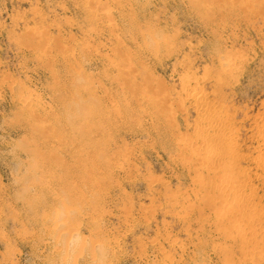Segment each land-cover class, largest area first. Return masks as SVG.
I'll use <instances>...</instances> for the list:
<instances>
[{"label": "rangeland", "instance_id": "obj_1", "mask_svg": "<svg viewBox=\"0 0 264 264\" xmlns=\"http://www.w3.org/2000/svg\"><path fill=\"white\" fill-rule=\"evenodd\" d=\"M262 4L0 0V264H264Z\"/></svg>", "mask_w": 264, "mask_h": 264}, {"label": "bare ground", "instance_id": "obj_2", "mask_svg": "<svg viewBox=\"0 0 264 264\" xmlns=\"http://www.w3.org/2000/svg\"><path fill=\"white\" fill-rule=\"evenodd\" d=\"M238 1V0H237ZM247 2H248V6L249 7H251L253 10L256 8V7H254L256 4H264V0H246ZM246 5V3H243V5ZM262 4V5H263ZM257 6V5H256ZM244 7V6H243ZM254 7V8H253ZM260 7V6H259ZM251 9V10H252ZM263 9H264V7H263ZM262 11V10H261ZM264 11V10H263ZM245 12V11H244ZM247 13H248V11H246ZM109 13V12H108ZM250 13V12H249ZM253 14H255L254 13V11L252 12ZM258 13H260V12H258ZM258 13H256L255 14V16L258 14ZM261 14V13H260ZM108 15H110V14H108ZM105 16H107V14L105 15ZM112 16V15H111ZM258 16V15H257ZM108 17V16H107ZM247 17H248V14H247ZM262 17H263V15H262ZM95 18V17H94ZM109 18V17H108ZM263 20V23H264V19H262ZM264 25V24H263ZM264 27V26H263ZM225 63V62H224ZM226 63H230V62H226ZM231 64V63H230ZM230 64H228V65H230ZM227 65V66H228ZM226 65H224V67H225ZM231 67H233L232 65H230ZM229 66V67H230ZM223 67V68H224ZM228 67V68H229ZM231 67H230V69H231ZM237 67V66H236ZM226 69H227V67H225ZM17 92V91H16ZM19 95V94H18ZM22 96V95H21ZM30 97V96H29ZM22 98V97H21ZM20 98V99H21ZM24 98V97H23ZM31 99H32V97H30ZM31 99H29V98H27V100L26 101H23L24 103L25 102H27V101H30V103H28V104H26L27 105V107H28V105L29 104H31V103H33L32 101H31ZM22 100H24V99H22ZM35 101V100H34ZM20 103V102H19ZM23 103V104H24ZM24 104V105H25ZM35 104V103H34ZM80 105V104H79ZM31 106V105H30ZM26 107V106H25ZM26 107V108H27ZM29 109H30V107H29ZM209 115V114H208ZM202 120H204V122L207 124V126L209 125V126H214L213 124H218V126H219V123H220V121L222 120L221 118H220V116H218V117H215V116H212V114L211 115H209V116H207L205 119L203 118ZM220 120V121H219ZM224 120V119H223ZM224 122V121H223ZM203 123V122H202ZM211 124V125H210ZM206 126V127H207ZM211 126V127H212ZM206 127H200V128H202V131H200L201 133H200V135H202L204 138H212V137H214V136H217V134H216V132H214L213 130L214 129H212L211 127L209 128L208 127V129L206 128ZM206 128V129H205ZM215 128V127H214ZM204 129V130H203ZM212 129V130H211ZM219 132V131H218ZM183 144H184V142H182ZM186 144H187V142H185ZM185 145V144H184ZM188 145V144H187ZM187 145H185L186 147V149L188 148L189 149V151H190V153L191 152H194L195 151V153H196V155H194V158H196L197 159V161L198 162H200L201 164L202 163H211V164H215V163H219V162H221L222 164L223 163H228L226 166L228 167V170H229V172H231L232 170V168L229 166V165H231V164H233V163H235L234 161H236V159H235V157H233V155L232 154H229V153H227V152H225L222 148H220L218 145H215V144H210L208 147H207V150H206V152H203V149H199V147H200V145H199V147L197 148V145H195V146H191V143H189V145L187 146ZM259 164H260V166H262V167H264V158H263V160L261 161V162H259ZM259 166V167H260ZM261 167V168H262ZM223 187V188H222ZM222 187H221V189H224V190H227V188H229V185L228 184H224V185H222ZM233 190V189H232ZM231 190V191H232ZM245 194V193H244ZM246 196H244L243 194H238V195H236V197H235V201H238V203H241V204H244L245 202H246ZM65 208V207H64ZM67 210H69V208H67V209H65V211H64V209H63V211H64V213L67 211ZM70 210H72L73 211V209H70ZM254 210V208H251V209H248V211H253ZM75 211V210H74ZM70 213H71V211H69ZM255 212V211H254ZM253 212V213H254ZM60 213V212H59ZM73 213V212H72ZM61 214V213H60ZM72 215V214H71ZM71 215H65L66 217L67 216H71ZM75 215V214H74ZM55 216H56V214H55ZM55 216H52V217H55ZM58 216V215H57ZM61 218V217H60ZM60 218H58V219H60ZM50 219V218H49ZM53 219V218H52ZM55 219H56V217H55ZM66 219V218H65ZM71 219V217L69 218V220ZM47 220V219H46ZM61 220V221H60ZM59 221H56L55 220V222H54V219H53V223H52V226L54 227V228H56V230H62V229H64V230H66V231H68L67 233L68 234H70L71 236H72V239H71V241H69V242H67V240H65V242L63 243V245H64V247H65V249H66V251H68V253H70L69 251H71L72 250V248H74L75 249V246H73V247H71L73 244H75V240L77 239V241H80V240H78L79 239V237L80 236H77L78 235V233L76 234L75 232H77V231H75V229H76V226L75 225H73V224H68L67 226H65L66 225V223H64L66 220H63V219H60ZM47 221H49V220H47ZM71 221V220H70ZM69 221V222H70ZM50 222H51V219H50ZM49 222V223H50ZM67 222V221H66ZM68 222V223H69ZM46 223H48V222H46ZM70 223H72V222H70ZM71 225H73V226H71ZM52 226H50V227H52ZM73 227H75V229L73 228ZM247 227V226H246ZM248 227H249V225H248ZM53 228V229H54ZM250 228V227H249ZM246 229V228H245ZM251 229V228H250ZM250 229H248V231H246V232H251V231H249ZM51 230V229H50ZM55 232V231H54ZM51 233V232H50ZM248 234V233H247ZM56 235V234H55ZM65 235V234H64ZM254 235V234H253ZM67 236V235H66ZM255 236H256V233H255ZM257 236H259L258 234H257ZM256 236V237H257ZM254 237V236H253ZM255 237V238H256ZM81 238V237H80ZM259 238H260V236H259ZM56 239V238H55ZM60 239H62V240H60V241H62L63 242V237L62 238H60ZM65 239H67L66 237H65ZM59 240V239H58ZM83 240V239H82ZM92 240V239H91ZM261 240V239H260ZM59 241V242H60ZM85 241V240H84ZM56 242V241H55ZM58 242V241H57ZM58 242V243H59ZM78 243V242H77ZM84 244V243H83ZM80 245V244H79ZM78 245V246H79ZM98 245V244H97ZM100 245V244H99ZM102 245V244H101ZM60 246V245H59ZM83 246V245H82ZM81 246V247H82ZM106 246V245H105ZM80 247V248H81ZM91 247V246H90ZM60 248V247H59ZM78 248V247H77ZM77 248L74 250V251H76L77 252ZM102 248H103V246H102ZM105 248V247H104ZM56 249H58V248H56ZM81 249H83V248H81ZM85 249V248H84ZM88 249V248H87ZM90 249V248H89ZM93 249H95V248H93ZM102 250V249H101ZM100 250V251H101ZM61 251H63V250H61ZM97 251V250H96ZM107 251H108V249H107ZM59 252V251H58ZM73 252V251H72ZM83 252V250L81 251V253ZM86 252H88V250L86 251ZM86 252H84V253H86ZM90 252V251H89ZM89 252H88V254H89ZM94 252V251H93ZM102 252V251H101ZM67 253V254H68ZM80 253V254H81ZM105 253H106V251H105ZM114 253V252H113ZM66 254V255H67ZM94 254V253H93ZM103 253H101V255H102ZM108 254V253H107ZM64 255V254H63ZM74 255H76V254H74ZM73 255V256H74ZM78 255V254H77ZM81 256V255H80ZM80 256H78V257H80ZM83 256V255H82ZM86 256V255H85ZM85 256H84V258H85ZM100 256V255H99ZM70 257V256H69ZM88 257V256H87ZM91 257H93L92 256V254H91ZM109 257V256H108ZM68 258V257H67ZM73 258V257H72ZM75 258H77V257H75ZM104 258V257H103ZM93 259H94V257H93ZM99 259V258H98ZM70 260V259H69ZM102 260V259H101ZM100 260V261H101ZM106 260V259H105ZM73 261V260H72ZM97 261V260H96ZM99 261V260H98ZM101 262H99V264H100ZM78 264V263H77ZM86 264V263H85ZM108 264V263H107Z\"/></svg>", "mask_w": 264, "mask_h": 264}]
</instances>
